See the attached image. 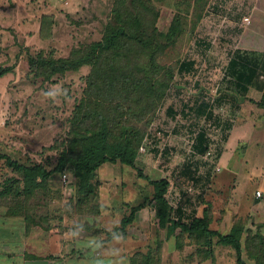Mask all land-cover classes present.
I'll return each instance as SVG.
<instances>
[{
  "label": "rangeland",
  "instance_id": "374dc122",
  "mask_svg": "<svg viewBox=\"0 0 264 264\" xmlns=\"http://www.w3.org/2000/svg\"><path fill=\"white\" fill-rule=\"evenodd\" d=\"M118 1L0 0V70H9L0 77V154L21 164H40L53 170L61 149L58 146L67 138L73 108L94 75V79L105 81L101 96L104 109L111 114L107 120L111 133L116 138L126 134L138 143L136 169L120 163L100 167L92 179L93 198L85 201V207L75 204L78 221L97 218L101 187L112 188L113 198L144 204L154 218L153 187L145 179L149 178L169 182L173 192L169 188L166 197L172 205L185 202L187 214L193 211L198 216L204 211L221 230L228 228L232 214L247 213L239 210L243 209L245 183L251 182L252 197L259 189L258 179L247 180L246 171L254 176L264 169L263 138L257 150L253 139V143L245 140L249 145L244 155L231 156L233 139L229 148L225 139L220 148L216 143L234 116L228 73L232 50H237L232 56L246 50L264 52V0ZM118 8L124 10L125 18L139 16L141 25L133 28L125 24L124 36L108 52L107 66L106 60H101L94 72L85 65L77 71L59 72L51 81L41 75L47 70L29 67L28 59L38 53L66 58L74 48L88 49L105 31L118 26L114 18ZM248 10L252 15L244 28L241 19ZM181 61H192L193 69L180 73ZM139 80L142 83L138 84ZM200 132L213 141L202 155L193 151ZM250 154L252 162H245ZM67 172L66 185L61 181L63 172L53 173L46 186L32 196L12 199L11 194L0 199V206L10 212L39 214L60 206L56 212L64 214L75 198L76 178L70 167ZM16 177L19 175L0 161V184ZM67 186L71 197L49 193V188ZM184 190L189 193L188 200ZM248 219L241 217L235 223L243 225ZM244 244L243 260L251 264ZM259 249L250 251L260 255ZM215 252H231L220 264H234V252L228 247L217 245Z\"/></svg>",
  "mask_w": 264,
  "mask_h": 264
},
{
  "label": "crops",
  "instance_id": "0c3cea01",
  "mask_svg": "<svg viewBox=\"0 0 264 264\" xmlns=\"http://www.w3.org/2000/svg\"><path fill=\"white\" fill-rule=\"evenodd\" d=\"M228 70L231 75V113L234 116L231 117V125L223 128V138L216 140V143L220 148L219 143L225 139L224 144L229 148L233 139L231 156L238 152L244 155V148L253 143L251 139L255 141L256 150L260 145L259 141L264 139V108L257 106L264 94V52H237L232 57ZM255 111L259 114L255 115ZM257 131L261 134L258 135ZM254 133L261 138H253ZM247 139L248 145L244 144ZM211 142L213 141L207 137L206 132L197 133L193 151L202 155L204 153L199 151L197 146L206 148L207 152ZM251 155L253 154H250L245 162H252ZM246 174L247 180L256 177V183H259V189L255 190L253 197L249 189L251 182L243 186L242 193L248 195L243 197L242 194L243 209L239 210L247 211L246 215H236L237 212L232 214L228 228L223 227L221 230L212 223L210 215L206 214L210 218L209 230L225 235L237 224L236 219L248 216V221L243 222L244 231H249L251 235L260 231L264 236V169L259 170V175L256 173L253 176L254 173L248 170ZM69 188H49V193H61L65 197H71L68 196L72 193ZM169 188L170 193L173 192L171 186ZM112 191V188H99V201L102 205L99 204L97 209V218L89 220L82 217L79 218L81 222L76 215L75 198L69 206L71 209L64 214H61L62 211L56 212L60 206H52L51 210L40 214L31 210L23 213L10 212L0 206V264H220L221 261L224 262L225 255L231 254L215 252L217 245L207 251H198L195 245L189 242L188 235L182 234L179 228L173 233H168L166 228H159L144 204L135 212L132 222L122 228V219L129 216L130 209L140 203L125 202L119 196L113 198ZM184 192L188 200L189 193L186 190ZM256 192H260L261 197H256ZM168 203L175 221H183L188 217L185 202L172 205L169 200ZM204 214L203 211L201 215L194 216L202 217ZM78 215L84 216L80 213ZM233 256L236 264L235 255ZM230 258L231 256L228 257Z\"/></svg>",
  "mask_w": 264,
  "mask_h": 264
},
{
  "label": "trees",
  "instance_id": "16d2710c",
  "mask_svg": "<svg viewBox=\"0 0 264 264\" xmlns=\"http://www.w3.org/2000/svg\"><path fill=\"white\" fill-rule=\"evenodd\" d=\"M117 2L119 1L116 0ZM123 11V9L118 8L116 13L114 12V18L118 26L105 31L102 39L90 45L88 49H85L86 47H83V49L74 48L66 58H48L42 53H38L34 58L28 59L29 67L36 71L38 69L47 70V72L43 71L44 73L41 75H43L44 80L51 81L59 72L77 71L85 65L90 67L91 73L94 67L101 66V60H106L107 66L108 52L116 46L117 39L124 36V32H126L124 31L125 24L127 27L132 26L133 28L141 25L139 16H126L125 18ZM229 63L231 64V60ZM193 67L194 63L192 61H181L178 71L180 73L190 72ZM8 71L7 68L0 70V77ZM110 81H114V78L111 77ZM139 83H142V81L139 80ZM103 85H105V81L94 79V75L89 77L87 86L89 89L85 91L84 97L73 108L72 117L68 121L67 138L58 146L61 149L53 170H46L40 164H21L6 155L0 154V161H3L14 174L19 175V177L9 178L0 184V186L2 185L0 199L11 197V194L14 196L12 199L21 196L30 197L36 190L43 189L46 186L48 178L53 173H62L70 167L76 178L74 191L76 203L78 202L81 205L85 204L87 199L93 198L94 186L92 179L101 166L120 163L136 169L138 143L136 140L128 139L126 134L116 138L111 133L107 121L111 114L110 111L107 112L104 109L103 104L105 101L101 96ZM115 85L117 87L116 83ZM257 106L264 108V94ZM197 147L202 153L206 152V148ZM138 174L141 175L139 172ZM145 179L153 187L152 200L156 206L154 221L159 228H166L168 233H173L175 229L179 228L182 234L188 235L198 251H207L213 245L227 246L234 252L236 264H248L243 260V243H245L244 246L246 245L245 247L248 249V259L253 264H264V236L260 231L251 235L249 231H244L242 224L237 223L231 227L229 233L220 234L217 231L209 230L210 218L206 213L202 217L189 214L185 220L175 221L171 216V209L166 198L169 182L165 179L158 181ZM141 207L139 205L130 209L129 216L121 221L122 228L132 222L135 212ZM258 246L260 247V255L250 251L251 248Z\"/></svg>",
  "mask_w": 264,
  "mask_h": 264
},
{
  "label": "built area",
  "instance_id": "2783aa9c",
  "mask_svg": "<svg viewBox=\"0 0 264 264\" xmlns=\"http://www.w3.org/2000/svg\"><path fill=\"white\" fill-rule=\"evenodd\" d=\"M249 12H245V15L242 16V19H241V25L245 28L247 27L249 24H250V18H251V15H252V11L251 10H248ZM228 13H226L227 15ZM226 19V17H225ZM236 49V48H234ZM237 51V50H232L231 52V59H232V54ZM230 59V60H231ZM61 181L64 185H66L69 181V174L67 172V168L65 169V171H63L62 175H61ZM256 197H261V193L260 192H256Z\"/></svg>",
  "mask_w": 264,
  "mask_h": 264
}]
</instances>
